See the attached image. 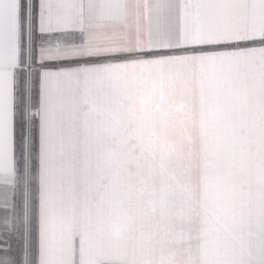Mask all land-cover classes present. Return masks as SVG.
Here are the masks:
<instances>
[{"label":"snow or ice","instance_id":"snow-or-ice-1","mask_svg":"<svg viewBox=\"0 0 264 264\" xmlns=\"http://www.w3.org/2000/svg\"><path fill=\"white\" fill-rule=\"evenodd\" d=\"M0 264H264V0H0Z\"/></svg>","mask_w":264,"mask_h":264}]
</instances>
